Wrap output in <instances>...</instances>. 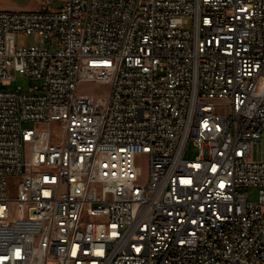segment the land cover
<instances>
[{"label":"built area","instance_id":"1","mask_svg":"<svg viewBox=\"0 0 264 264\" xmlns=\"http://www.w3.org/2000/svg\"><path fill=\"white\" fill-rule=\"evenodd\" d=\"M263 133L264 0L0 10V264H264Z\"/></svg>","mask_w":264,"mask_h":264},{"label":"rangeland","instance_id":"2","mask_svg":"<svg viewBox=\"0 0 264 264\" xmlns=\"http://www.w3.org/2000/svg\"><path fill=\"white\" fill-rule=\"evenodd\" d=\"M41 4V0H0V10H9V11H36L39 9ZM55 6H60V0H54ZM186 27L193 26V18L188 17L185 22ZM10 42L17 43V44H27L32 42V38L28 36H17L15 38H11ZM39 84V80L30 78L25 74H18L17 80L13 81L11 85L8 86H1L4 90H17L18 87H22L23 89H27L30 86H34ZM86 91L95 92V93H102L106 96L108 87L105 85H91L86 84L83 86ZM23 128H33V122H24L22 124ZM54 136L56 137L59 135L60 131L58 129L57 124L53 126ZM26 150H23V158L25 157ZM196 155V149L193 145V141L191 140L188 143L187 150H186V158L192 159ZM254 155L257 159H264V133L262 137L259 139L258 143L254 146ZM137 165L141 168L143 174V180L146 179V175L148 172V158L147 155L140 154L137 157ZM245 192L248 193L249 199L251 201H255L258 198V188L256 187H249L244 189Z\"/></svg>","mask_w":264,"mask_h":264},{"label":"snow or ice","instance_id":"3","mask_svg":"<svg viewBox=\"0 0 264 264\" xmlns=\"http://www.w3.org/2000/svg\"><path fill=\"white\" fill-rule=\"evenodd\" d=\"M182 183H189V181L184 180V181H182ZM221 187H223V185H221ZM74 254H75V253H74ZM17 255H19V253H17Z\"/></svg>","mask_w":264,"mask_h":264}]
</instances>
